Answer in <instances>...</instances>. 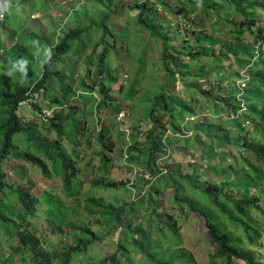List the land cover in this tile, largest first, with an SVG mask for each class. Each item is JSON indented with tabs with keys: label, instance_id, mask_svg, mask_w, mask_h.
Instances as JSON below:
<instances>
[{
	"label": "rangeland",
	"instance_id": "obj_1",
	"mask_svg": "<svg viewBox=\"0 0 264 264\" xmlns=\"http://www.w3.org/2000/svg\"><path fill=\"white\" fill-rule=\"evenodd\" d=\"M137 1L146 0H8L7 3L0 0V23L7 20L4 27H0V78L9 75L5 69L8 62L18 60L14 57L17 55L10 54V48L17 45L39 47L43 40L54 46L70 29H84L92 21H105L107 25L105 29L92 27L90 34L74 41L57 63L56 71H64L72 91L66 109L61 104L50 103L52 97L60 99L59 83L51 80L48 84L51 91L31 93L29 100L21 103L17 110L18 116L31 127L33 137L55 144L72 163L70 172L75 170L71 188L65 189L62 176L44 153L34 152L46 163L48 175L19 158L9 157L4 162L2 172L7 185L23 188L38 199L34 215L29 216L28 224L23 223L21 230L32 233L40 246L50 252H62L83 237L81 228L84 227L97 239L70 264H100L114 254L120 227L109 230L108 222L89 205L87 198L90 197L124 207L125 224L142 229L150 254L154 256L155 247L161 246L175 255L184 253L191 261L189 264H225V260L214 256L215 247L207 238L203 218L171 203L173 183L166 175L170 171L175 173V180L187 193L197 196L200 206L210 207L216 216H220L218 210L208 201L200 200L191 188L194 179L212 188L225 181L231 186L224 191L236 199L244 184L254 183L249 196L257 198L264 212V163L256 154V150L264 148V136L260 131L254 132V123L259 120L247 109L240 94L244 91H236L237 82L240 86L242 81L243 90H258L263 103L264 64L251 62L248 54L260 31L261 2H242L247 5L250 18L256 21L253 27L256 34L239 35L238 57H233L220 50L224 53L222 56L219 49L223 43H238L235 41L237 34H228V23L223 33L217 31L213 25L217 19L204 17L197 0H148L156 9L149 15V22L156 33L165 35V44L136 24L137 11L131 7ZM107 11L108 18L104 20ZM238 16L232 17V21L239 22L242 14ZM217 22L219 29L221 24ZM103 39L108 50L104 66H98V56L104 48L101 44L95 45ZM211 39L218 44L213 46ZM187 48L200 55L186 56ZM35 57L29 63L33 71L31 78L38 75L34 69L43 55ZM22 79L8 82L2 88L9 91L24 82ZM217 83L223 87V92L217 91ZM23 84L29 85L30 81ZM233 90L242 110L230 116L232 112L221 99L231 95ZM162 93L193 110L183 116L180 108L174 111L182 133L170 128L168 112L174 108L170 100H167V107L160 103L161 108L150 115L154 98ZM249 102L256 101L250 99ZM57 112L58 116L54 115ZM121 112L125 113L123 119L118 117ZM53 116L61 126L68 128L66 134L60 135L50 127L46 117ZM238 122L241 130H238ZM153 129L155 134L148 139ZM153 141L160 152L148 162L147 154ZM13 144L20 152L29 149L24 134H16ZM226 168L228 170L224 171ZM107 183L116 186L108 187ZM151 188L158 191L157 199L150 194ZM139 190L145 191L142 198H137ZM52 203L67 209L68 219L60 231L50 222ZM6 204L15 211L20 210L14 196H10ZM157 214L175 222L173 232L162 222L158 225ZM249 214L253 219L249 225L258 231L257 237L251 231L243 233L240 225L233 226L224 217L221 219L235 240V246L252 251L254 259L264 264V216L254 209ZM159 227L166 233L159 232ZM250 236L255 238L249 240ZM19 247L15 231L0 224V264H35L30 253ZM117 259L122 264H150L131 249L119 253ZM234 264L245 263L234 260Z\"/></svg>",
	"mask_w": 264,
	"mask_h": 264
},
{
	"label": "trees",
	"instance_id": "obj_2",
	"mask_svg": "<svg viewBox=\"0 0 264 264\" xmlns=\"http://www.w3.org/2000/svg\"><path fill=\"white\" fill-rule=\"evenodd\" d=\"M243 1L248 2L247 0H197L200 4L204 17L212 16L216 18L217 21H220L221 28L219 29L217 21L213 24L217 31L220 30L223 33L225 30L224 26L228 23V28H230L228 34H237L235 36V41L238 43H223L219 49V51L224 50L225 52L231 53L233 57H238L237 49L239 47V35L242 36L244 33H249L250 36H253L256 34V31L253 32V27L255 26L256 21L251 19L252 15H248L246 11L247 5L242 3ZM261 1L262 0H260V2ZM259 7H261V3ZM131 9L137 11L136 24L142 26V28L147 31L149 35L160 38L163 41V44H165V35L162 33H156V29L152 26V23L149 22V15L154 14L156 9L149 4L148 0L137 1L136 5L131 7ZM239 12L242 14L240 17L241 20L236 23L232 21V17H239ZM147 13L149 14L146 16ZM99 14L101 15V13ZM106 18H108V11L106 12L104 20ZM6 23L7 20H3L0 23V27H4ZM92 27L105 29L107 28V25L105 21L100 23L92 21L91 25L87 27L85 26L84 29L79 27L70 29L54 46H49L48 41L43 40V42H41L42 45L39 47H35L33 45L28 47L17 45L10 48V54L13 53L17 55L14 57H18V60L17 62L15 59L10 60L5 67L6 71L9 72V75L7 77L0 78V224H2L5 228L15 231V234L19 238L20 242L19 248L24 252H29L35 264H70L74 257L84 254L86 249H88L97 237L93 233L89 232L88 229L80 227L82 229L83 237L75 241L73 246L66 247L64 251L50 252L48 249L41 247L38 239L32 233L26 229L21 230L23 223L28 224L27 219L29 216L34 215L35 205L38 203V199L23 188L14 189L13 187L7 185L2 172V167L4 162L9 157H15L32 166L38 167L42 174L48 175L49 170L46 163L34 154V152H41L53 161L54 169L62 176L64 188H71L72 175L75 173V170L70 172V168L72 167L70 160L67 159L64 153L59 152V149L55 144H48L41 139L34 138L31 127L26 120L18 116L17 110L21 103L29 100V95L31 93H37L40 91L46 93L48 90L51 91V88L48 85L51 80H57L59 83L58 92L60 99L52 97L50 98V103L55 106L61 104L63 105V108L65 107L66 109V106L70 104L72 91L70 86L66 83L67 75L64 71H56L57 63L61 61L62 55L68 53L74 41L90 34ZM261 32L262 27L260 26V31H258L256 38L254 39V43L258 41ZM210 43L213 46L218 44L217 40H212ZM98 44L103 46L104 51L99 54L96 64L98 66H104L108 50L107 42L103 39L100 43H97L95 47H97ZM187 50L188 52L184 53L186 56L192 55L195 57L200 55V53L193 52L190 48H187ZM221 51L219 54L223 56L224 53ZM165 52L166 48L164 47V53ZM41 53L43 58L37 61L34 69L38 72V75H36L35 78H31L30 75L33 74V71L31 70L29 63L34 61L36 58L35 56H40ZM248 54L250 55L251 62L254 60L264 64L262 57L255 59L254 46H251V53ZM163 57L166 58L167 55H164ZM19 79H22L24 82L28 80L30 81V84L25 85L23 84L24 82H20L9 91L2 88L4 84L13 81L18 82ZM220 82L222 83V81ZM217 85V91L219 93L223 92V87L219 83H217ZM262 85L264 86V76H262ZM246 90H248V88H245L244 90L241 89L237 82L236 91L238 93L244 91V93L240 94L245 100L247 109L251 112V114H253V117L259 120L258 123H254V132L260 131L261 135L264 136V100L263 103H261V94L258 90L254 91L249 89L248 92L245 93ZM230 94L231 95H228V97H223L221 101L225 102L228 111L232 112L230 114L231 116L237 114V111H241L242 106L238 103L237 93L233 90ZM250 99H253L256 102L251 104L249 102ZM167 100H170L171 106L174 107L173 111L170 110L168 112L171 123L170 128L174 132L182 133L183 131L176 122L174 111L177 110V108H180L179 113L183 116L187 113H192L193 110L181 101L175 100L174 98L168 99L166 94L162 93L154 98V103L150 109V115H152L156 109L161 108L160 103L165 104L167 107ZM214 113L218 114V111H214ZM54 115L58 116V112L54 113ZM233 120H235V118ZM46 121H50V127L55 129L58 134H66L68 128L63 125L61 126V124L56 121V117L53 116L48 119L46 117ZM237 127L238 130H241L242 126L239 122L237 123ZM16 134H24L25 141L29 148L27 151L20 152L18 147L13 144V137ZM154 134L155 129L149 132L148 139L152 138ZM235 142L242 145L238 141ZM245 146L246 144L243 145V147ZM157 152H160V147L157 145L156 141H153L147 154L148 162L153 160L152 156ZM256 154L262 160V163H264V148L261 147L259 150H256ZM226 170H228V168L224 169V171ZM175 176L176 174L172 171L166 175V177L173 183V195L170 201L174 206L179 208L184 207L190 211V213H195L203 218L207 238L215 247L214 256L225 260V264H234V260H239L245 264H263L254 259L255 257L252 251H246L235 246V240L231 238L227 229L228 227L224 226L225 222L221 219V217H224L233 226L240 225L243 228V233L247 234L251 231L255 234V237H257L258 231L251 228L249 225V221H253L249 212L251 209H254L262 213L263 216L264 212L261 211L257 198L255 196H249L251 184L254 185V183L250 182L246 185L244 184L242 190L240 191V197L236 199L228 192L224 191L225 188H229L231 186L225 181L217 185V187L214 186L215 188H212L211 186H205L203 184L200 185L197 180L194 179L195 181L191 183V188L199 195L200 200L205 202L208 201L212 208L214 207L218 210L220 216H216V214L210 210V207L200 206L199 200L196 199L197 196H194L193 193H187L179 182L175 180ZM97 183L98 179L96 181V184ZM106 186L115 187L116 185L113 183H107ZM150 190V194H154L157 199L159 197L158 191H154L152 188ZM142 191L139 190L137 192V198H142L145 195V191ZM10 196L15 197L16 204L20 210L15 211L14 208L6 204V201ZM3 197H6V201ZM87 199L89 205L94 210L98 211L103 217V221L106 223L108 222L109 226H111L109 227V230L112 231L115 228L120 227V231L118 232L119 237L115 242L114 254L103 259L100 264H104L107 261L111 264H122L117 261V255L122 252H128V249L133 250L136 255L144 257L150 264H189L191 262L186 258L184 253L180 252L178 255H175L174 252H170L168 249L161 246L155 247V256L150 254V249L148 244L145 242V234L142 229L139 227L137 228L131 223L125 224L123 215L126 210L124 207L104 203L101 199L90 197ZM130 205L132 206V210L133 204L131 203ZM49 209V212H51L50 222L54 225L55 230L60 231L61 226L66 222V219H68L67 209H63L61 204L57 205L55 203H52ZM156 217L158 218V225L159 222H162L166 224L171 231L174 229L175 222L171 221L170 217L162 216L160 214H157ZM165 217L168 218V220H166ZM159 232L166 233L161 227H159ZM255 237L250 236L249 240H253Z\"/></svg>",
	"mask_w": 264,
	"mask_h": 264
},
{
	"label": "built area",
	"instance_id": "obj_3",
	"mask_svg": "<svg viewBox=\"0 0 264 264\" xmlns=\"http://www.w3.org/2000/svg\"><path fill=\"white\" fill-rule=\"evenodd\" d=\"M4 2L7 3L8 0H4ZM261 12H262V16H263L262 32L259 35L258 41L254 45V53H255V59H257L258 57H262V59L264 60V0L261 1ZM1 14H3V13H1ZM244 86H245L244 82L241 81L240 88L243 89ZM118 117H119V119H123L125 117V113L121 112Z\"/></svg>",
	"mask_w": 264,
	"mask_h": 264
},
{
	"label": "clouds",
	"instance_id": "obj_4",
	"mask_svg": "<svg viewBox=\"0 0 264 264\" xmlns=\"http://www.w3.org/2000/svg\"><path fill=\"white\" fill-rule=\"evenodd\" d=\"M261 27H262V23H261Z\"/></svg>",
	"mask_w": 264,
	"mask_h": 264
}]
</instances>
